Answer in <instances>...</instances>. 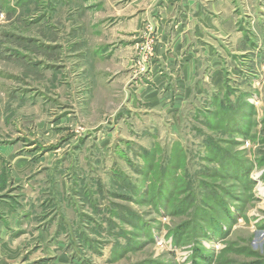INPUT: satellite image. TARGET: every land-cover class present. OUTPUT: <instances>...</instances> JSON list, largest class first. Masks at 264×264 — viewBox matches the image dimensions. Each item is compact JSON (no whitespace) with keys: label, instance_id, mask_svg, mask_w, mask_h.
<instances>
[{"label":"rangeland","instance_id":"1","mask_svg":"<svg viewBox=\"0 0 264 264\" xmlns=\"http://www.w3.org/2000/svg\"><path fill=\"white\" fill-rule=\"evenodd\" d=\"M0 264H264V0H0Z\"/></svg>","mask_w":264,"mask_h":264}]
</instances>
